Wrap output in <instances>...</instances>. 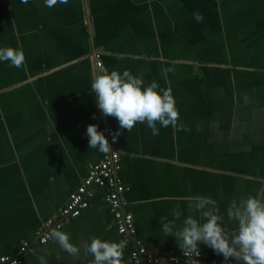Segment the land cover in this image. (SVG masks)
<instances>
[{"label":"crops","instance_id":"0c3cea01","mask_svg":"<svg viewBox=\"0 0 264 264\" xmlns=\"http://www.w3.org/2000/svg\"><path fill=\"white\" fill-rule=\"evenodd\" d=\"M6 46L22 49L25 63L0 61V255L12 254L64 206L88 166L102 159L88 146L87 126L119 127L101 114L91 90L102 71L143 70L145 84L170 87L178 124L190 129L157 125L153 136L137 123L113 145L133 239L148 252H182L159 221L179 208V225L189 214L185 197H212L231 230L229 202L264 194V0H68L52 8L44 0H0ZM105 193L95 187L89 206L61 231L77 246L93 236L126 240L121 264H131L132 241L115 231ZM199 250L206 261L198 263L225 264L210 247ZM41 257L47 264L93 261L82 248L71 257L50 241L19 264Z\"/></svg>","mask_w":264,"mask_h":264},{"label":"clouds","instance_id":"9594fccd","mask_svg":"<svg viewBox=\"0 0 264 264\" xmlns=\"http://www.w3.org/2000/svg\"><path fill=\"white\" fill-rule=\"evenodd\" d=\"M27 3L28 0H21ZM67 4L68 0H44L47 8L57 4ZM193 18L197 23L203 22V14L196 12ZM0 61L9 62V66L22 68L25 55L22 49L11 46L0 47ZM165 74L175 72L174 68H164ZM143 70L134 75L125 69L98 72L91 81V90L95 94V103L101 114L114 117L118 128L112 133L115 142L121 129L130 132L137 123L145 124L153 136L159 135V128L171 126L175 131H190L183 124H178L179 112L171 88H161L157 81L145 84ZM93 118H97L93 114ZM88 146L101 153H110L112 147L96 124L86 128ZM264 193V189H261ZM188 201L189 214L183 215L179 208L172 210V219L160 217V224L166 236H172L184 256H199V245L210 247L214 253L221 255L225 264L229 258L236 264H264V194L247 195L233 199L227 206V219L234 227L228 230L223 225L224 217L219 214L216 202L210 196L192 195L185 197ZM198 214V215H194ZM49 239L57 243L61 250L71 257H78L83 249L85 254L93 257L92 264H121L127 245L126 240L110 241L93 236L77 246L70 241L67 232L52 230ZM40 264L47 260L40 258Z\"/></svg>","mask_w":264,"mask_h":264},{"label":"built area","instance_id":"2783aa9c","mask_svg":"<svg viewBox=\"0 0 264 264\" xmlns=\"http://www.w3.org/2000/svg\"><path fill=\"white\" fill-rule=\"evenodd\" d=\"M96 65L99 68L101 62L97 61ZM101 131L111 145L112 151L107 154L103 153L100 161L88 166L86 176L82 179L79 186L69 194L66 204L59 208L50 219L42 222L33 235L23 240L12 254L0 255V264H19L21 258L26 253L33 252L36 244H47L52 241L48 238L50 232L54 229L61 230L65 223L80 216L81 212L89 206V201L93 197L95 187L97 186H104L106 188L104 200L108 212L112 216L115 231L132 241L131 264H194L205 262V256L201 253L199 256H184L183 252L155 255L148 252L138 241H134L135 227L133 214L124 208L125 201L123 195L125 187L116 175L120 154L113 147L116 143V141H112V133L115 132V129L105 124Z\"/></svg>","mask_w":264,"mask_h":264},{"label":"water","instance_id":"95a60500","mask_svg":"<svg viewBox=\"0 0 264 264\" xmlns=\"http://www.w3.org/2000/svg\"><path fill=\"white\" fill-rule=\"evenodd\" d=\"M194 264H205V263H194ZM207 264V263H206Z\"/></svg>","mask_w":264,"mask_h":264}]
</instances>
